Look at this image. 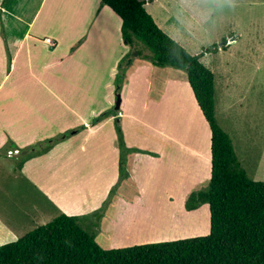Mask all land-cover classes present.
<instances>
[{"label":"crops","instance_id":"obj_1","mask_svg":"<svg viewBox=\"0 0 264 264\" xmlns=\"http://www.w3.org/2000/svg\"><path fill=\"white\" fill-rule=\"evenodd\" d=\"M16 1L18 0H7L2 5L0 0V148L8 145L9 141L12 143L5 150L6 157L0 151V177H15L17 189L21 192L27 191L24 197L27 204L22 205V198H19L18 209L11 211L5 209L0 200V244L15 240L26 233V230L13 231L11 228L28 227L29 231L61 213L78 216L80 220L103 205L110 188L118 179L119 149L115 144L114 120L117 119L121 127L122 118L130 115L121 106L123 101L133 97L131 92L136 88L130 83L138 73L141 78L139 93L142 109L156 107L159 112L169 93L176 95L180 89L186 88L194 104L200 130L194 138L195 144H181L186 155V167L178 174H173L167 166L168 163H164L166 151L168 153L170 149L168 146L176 143L169 130L161 129L147 120L146 124L150 128L156 127L153 128L157 136L143 146L135 144L134 141L129 142L127 134L122 130L127 146H135L153 152L154 155H133L130 173L137 192L131 199L123 196L116 198L111 221L122 208V204H126L124 199L128 201L141 198L142 177H156L157 182L165 181V177H170L169 181L171 177H186L190 182L197 181L200 185H207L211 175V133L183 71L168 70L164 66L152 64L149 60L137 63L120 88V91L125 88V99L119 94L120 109L111 112L96 124H91L93 117L112 105L118 63L131 48L122 37L121 18L109 6L102 4L101 0H40L36 13L41 14L46 4L54 8L61 2L67 8V15L71 16L74 28L71 33H63L50 25L43 31L40 29L36 32L33 31L36 22L33 23L34 17L25 24L13 11ZM143 1L145 9L157 25L172 38L174 33L185 27L191 29L192 26L186 24L183 15L188 4L184 0ZM15 23L20 24V28L24 24L25 29L23 27L22 30H15ZM47 38L54 44L48 43ZM235 41L236 38L230 44ZM79 67H85V71L90 72V82L99 84L103 74L109 72L105 84L113 83L108 85L106 103L90 115L88 111L83 112L82 103L91 93H86V99H76V104L73 105L70 102L71 97L64 95L59 89L58 83L67 80V72H74ZM154 70L167 72L168 76L162 80L156 95L149 97L150 74ZM77 76L81 77L80 74ZM90 102L92 99H89ZM214 106L218 124L230 135L218 119L215 90ZM142 116L146 117L143 112ZM81 125L85 127L52 142L42 150L46 140ZM230 138L233 140L232 136ZM233 146L240 161L236 147L234 144ZM16 149L18 154L13 152ZM8 157H13V160L9 162L6 159ZM138 165H141V169H137ZM0 189L2 198L6 190L3 186ZM203 204L208 206L207 203ZM181 207L187 214V211L198 208L187 210L185 206ZM107 228L112 227L107 225ZM5 233L10 234L8 240H5Z\"/></svg>","mask_w":264,"mask_h":264},{"label":"rangeland","instance_id":"obj_2","mask_svg":"<svg viewBox=\"0 0 264 264\" xmlns=\"http://www.w3.org/2000/svg\"><path fill=\"white\" fill-rule=\"evenodd\" d=\"M184 1L188 3L186 5L188 11L185 8L183 13L185 22L192 27L191 29L185 27L174 33L173 38L191 54L206 50L200 61L214 74L218 119L233 137V144L248 176L254 180L264 181V0ZM39 2L40 0H18L13 6V11L25 24L34 17L33 23L36 22L33 31L37 32L40 29L43 31L50 25L63 33L73 31L71 16L67 15L65 5L58 2L53 8L46 4L39 14L36 13ZM14 25L15 30H22L23 27L25 29L24 24L21 28L20 24ZM231 37L236 38L235 43L230 44L234 41ZM137 50L140 52L139 55ZM148 54L149 50L142 43L135 42L121 67L127 70L128 75L137 63L147 61L144 56ZM164 67L168 70L175 69L171 66ZM78 74L81 77H78ZM89 74L85 67H79L74 72H67V80L58 84L62 93L71 97L70 102L73 105L76 104V99H86V93H91V96L82 103L83 112L88 111L90 115L106 103L108 85L111 86L113 83L105 84L109 72L103 74L99 84L90 82ZM167 76V72L155 70L151 72L149 97L156 95L162 80ZM140 80L138 73L130 83L136 88L131 92L133 97L122 102L121 108L130 114L122 118V130L124 129L127 134L129 142L134 141L140 146L157 136L154 131L156 127L150 128L146 124L147 120L161 129L169 130L176 143L168 146L170 149L166 147L168 153L166 151L164 163H168L167 166L171 168L173 174H178L186 167V155L181 144L189 146L195 144L194 138L200 130L192 99L186 88H182L176 95L168 94L159 112L156 107L144 110L139 93ZM119 94L125 99V88L119 91ZM89 99H92V102L89 103ZM115 99L106 110L112 112L117 110L114 108ZM142 112L146 117H141ZM11 144L9 141L8 145L0 148L4 156L7 146H12ZM6 159L10 162L13 157ZM139 168L141 169V165H138L137 169ZM156 179L142 177L141 198L128 201L124 199L126 204H122L124 207L122 206L114 215L112 221L110 218L113 216L115 202L111 207L98 209L88 217L80 218V225L92 233L97 243L104 248L207 234L208 206L202 204L192 211H187L188 214L181 207L184 206L185 198L190 192L203 189L206 185H200L197 181L190 182L186 177H171V181L170 177H165V181L162 182H157ZM131 185L127 182V187L121 189L124 195L132 192L134 184ZM0 186L6 190L0 198L5 209L11 211L18 209L19 198H22V205L27 204L24 200L27 191L21 192L17 189L15 177L5 179L0 177ZM107 225L112 228L108 229ZM24 228L14 227L11 230L27 232L28 227ZM4 235L5 240L10 238L9 233Z\"/></svg>","mask_w":264,"mask_h":264},{"label":"trees","instance_id":"obj_3","mask_svg":"<svg viewBox=\"0 0 264 264\" xmlns=\"http://www.w3.org/2000/svg\"><path fill=\"white\" fill-rule=\"evenodd\" d=\"M7 0H2V5ZM121 18V34L127 44L142 43L150 52L144 56L156 66L183 71L194 98L210 129L211 175L203 189L192 191L184 206L192 210L209 207L210 227L204 235L104 248L85 230L79 217L61 213L19 238L0 244V264H264V181L248 177L229 135L220 127L214 109V74L197 54L189 53L169 36L145 9L143 0H101ZM2 27V24H1ZM138 55L140 54L137 50ZM118 63L115 95L126 80L127 70ZM9 66V65H8ZM104 110L91 124L107 117ZM115 144L119 149L118 179L99 210L113 206L118 196L131 199L136 185L130 164L134 154L153 152L127 146L118 120H114ZM85 127L81 125L46 140L42 150ZM127 182L132 192L122 193Z\"/></svg>","mask_w":264,"mask_h":264},{"label":"water","instance_id":"obj_4","mask_svg":"<svg viewBox=\"0 0 264 264\" xmlns=\"http://www.w3.org/2000/svg\"><path fill=\"white\" fill-rule=\"evenodd\" d=\"M136 53V52H135ZM119 106H120V95L117 94L116 95V99H115V105H114V108L115 109H119ZM18 154V153H17Z\"/></svg>","mask_w":264,"mask_h":264},{"label":"built area","instance_id":"obj_5","mask_svg":"<svg viewBox=\"0 0 264 264\" xmlns=\"http://www.w3.org/2000/svg\"><path fill=\"white\" fill-rule=\"evenodd\" d=\"M46 41H47L48 43H50L51 45L54 44L53 41H52L50 38H47ZM13 152H14V153H19L17 149H16V150H13ZM9 153L12 154V151H9Z\"/></svg>","mask_w":264,"mask_h":264}]
</instances>
